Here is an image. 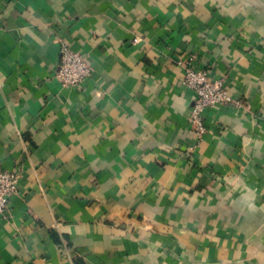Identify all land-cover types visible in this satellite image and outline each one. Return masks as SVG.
Returning <instances> with one entry per match:
<instances>
[{"label": "crops", "instance_id": "1", "mask_svg": "<svg viewBox=\"0 0 264 264\" xmlns=\"http://www.w3.org/2000/svg\"><path fill=\"white\" fill-rule=\"evenodd\" d=\"M187 64L234 100L200 138ZM0 168V264H264V0H0Z\"/></svg>", "mask_w": 264, "mask_h": 264}, {"label": "built area", "instance_id": "2", "mask_svg": "<svg viewBox=\"0 0 264 264\" xmlns=\"http://www.w3.org/2000/svg\"><path fill=\"white\" fill-rule=\"evenodd\" d=\"M91 74L85 55L66 43L60 45L56 76L65 86H78ZM181 84L193 90V103L188 110V121L197 138L206 130L204 110L233 102L227 85L221 78H214L209 70L187 64ZM20 173L16 169L0 168V216H7L10 197L18 191Z\"/></svg>", "mask_w": 264, "mask_h": 264}]
</instances>
